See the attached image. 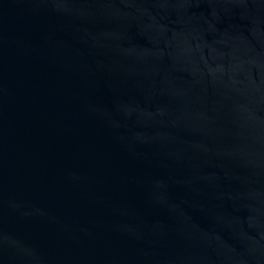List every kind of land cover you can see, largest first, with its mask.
<instances>
[{
    "label": "water",
    "instance_id": "95a60500",
    "mask_svg": "<svg viewBox=\"0 0 264 264\" xmlns=\"http://www.w3.org/2000/svg\"><path fill=\"white\" fill-rule=\"evenodd\" d=\"M0 264H264V0H0Z\"/></svg>",
    "mask_w": 264,
    "mask_h": 264
}]
</instances>
